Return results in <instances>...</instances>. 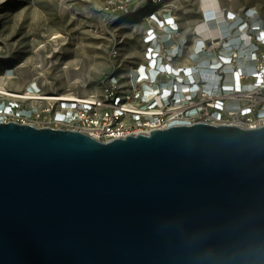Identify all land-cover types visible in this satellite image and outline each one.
<instances>
[{
  "label": "water",
  "instance_id": "obj_1",
  "mask_svg": "<svg viewBox=\"0 0 264 264\" xmlns=\"http://www.w3.org/2000/svg\"><path fill=\"white\" fill-rule=\"evenodd\" d=\"M0 264H264V126L0 123Z\"/></svg>",
  "mask_w": 264,
  "mask_h": 264
},
{
  "label": "built area",
  "instance_id": "obj_2",
  "mask_svg": "<svg viewBox=\"0 0 264 264\" xmlns=\"http://www.w3.org/2000/svg\"><path fill=\"white\" fill-rule=\"evenodd\" d=\"M150 1L151 9L163 4ZM128 3L117 9L124 17ZM226 9H219L222 24L215 11L204 25L203 12L188 30L170 10L150 12L141 60L122 59L114 46L96 94L61 99L38 79L18 89L10 86L16 68L0 69V123L76 130L101 141L198 122L264 126V12Z\"/></svg>",
  "mask_w": 264,
  "mask_h": 264
},
{
  "label": "rangeland",
  "instance_id": "obj_3",
  "mask_svg": "<svg viewBox=\"0 0 264 264\" xmlns=\"http://www.w3.org/2000/svg\"><path fill=\"white\" fill-rule=\"evenodd\" d=\"M126 1L124 17L117 9ZM221 2L235 11L264 12V0ZM151 4L150 0H0V69L16 68L10 86L18 89L38 79L48 94L99 93L100 76L112 65L114 46L122 59H139V53L142 57L139 40L150 12L170 10L188 30L199 23L203 9L200 0H163L154 9Z\"/></svg>",
  "mask_w": 264,
  "mask_h": 264
},
{
  "label": "bare ground",
  "instance_id": "obj_4",
  "mask_svg": "<svg viewBox=\"0 0 264 264\" xmlns=\"http://www.w3.org/2000/svg\"><path fill=\"white\" fill-rule=\"evenodd\" d=\"M200 1H201V6L203 8L202 11H201V15H204V14H202L204 12L205 13L204 16L206 17L205 18L206 20L203 19L202 22H204L203 23L204 25L210 24V23H212V18H211L212 17V13H214L215 11L219 12L220 7L222 6V8H224V5L222 4L221 0H200ZM219 3L221 4V6H220ZM226 10H228L230 12V14H233V13L236 12L235 10H233V8L231 6H229ZM218 14L221 16V18H218L217 23L218 24H222V20H223L222 19V14H221V12H219ZM54 41H57V38H54ZM139 41H141V40H139ZM139 43L141 45V42H139ZM194 47H193V51H194ZM2 58L5 59V60H8L9 59V56H3ZM141 58L142 57H141V55L139 53V59H136V58L133 59V58H128V57H125L124 59H129V61H133V60L140 61ZM204 78L207 79V76L204 75ZM248 83H250V81ZM1 84H2V82H1ZM82 91H83L84 94L87 95V93H88L87 85H84L83 86V90ZM61 96L64 97V98H61V99H66V98L74 97L70 93L69 94H62ZM234 126H239V125H234Z\"/></svg>",
  "mask_w": 264,
  "mask_h": 264
}]
</instances>
